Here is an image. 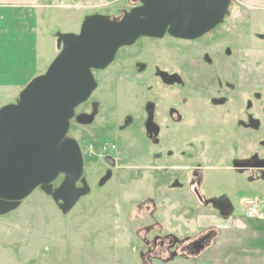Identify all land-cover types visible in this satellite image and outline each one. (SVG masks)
Wrapping results in <instances>:
<instances>
[{
	"label": "rangeland",
	"instance_id": "rangeland-1",
	"mask_svg": "<svg viewBox=\"0 0 264 264\" xmlns=\"http://www.w3.org/2000/svg\"><path fill=\"white\" fill-rule=\"evenodd\" d=\"M107 2L110 3L108 6H102L104 8L97 6L94 7L98 8L97 10L83 9L79 11L81 19L78 24L73 23L67 17V14L75 13L76 10L62 6L74 5L73 0H57V3L50 0L46 1V5H52L50 7L29 10L22 7H10L2 2L4 4H0V34L2 29L10 30L11 34L14 31L21 34L23 29V39L25 40L29 38L25 34V29L31 27L35 29V39L30 37L31 39L27 43L31 44L33 50L30 49V46H24L22 50L23 62L27 63H30L29 58L32 56V52H35L36 58L31 65L33 71L30 81H32L33 78L44 74L58 55V34L78 33L85 17L90 13L94 12L120 19L123 11H130L135 5L131 0H107ZM86 8L91 7L87 6ZM22 10L28 11L29 14L24 15ZM20 16H23V20L20 19ZM3 18L6 21L2 22ZM38 18L39 20H37ZM227 28L229 29L227 30ZM225 31H231L234 34L233 38L238 40L242 39L241 31L244 33L242 47L247 50V63L250 66L262 64L263 73L259 72L258 74L264 76V6L255 5L248 0H233L225 22L216 30L217 35L225 33ZM214 35L215 33L206 35L205 38ZM231 36L233 35L231 34ZM196 69L202 73L207 70V66L198 64ZM116 72L117 67H112L98 75L100 76L99 80L104 81V84L102 88L101 83L99 90L95 92L94 97L97 101L107 102L108 98L112 96L111 91L116 88L125 93L128 92L129 78L125 73L115 75ZM262 85L264 86V82ZM7 87L9 86L0 87V109L6 105L14 104L24 89L21 86ZM107 89H110L109 94ZM255 90L256 88L249 86L247 95L251 102L258 104L260 109L258 114L263 117L260 129L256 132L260 137L261 151H264V97H253ZM122 100L127 101V95L122 96ZM77 113L83 115V107H79ZM204 119L203 117L200 121ZM73 120L69 137L76 139L82 146L85 145L84 140L86 139V145L88 144L85 145L87 149L85 148L83 153L85 176L91 193L82 197L69 213L63 214L52 198L41 191H36L16 211L4 216L0 215V264H142L139 255L142 245L133 233L132 213L135 205L148 196L158 202L159 221L160 225L164 227V233L172 234L178 239L193 237L207 226L216 225L215 216L217 215L209 213V211L212 212L210 207L207 209L198 207V203L187 188H171L170 184L173 178L167 179L165 176H175L176 172L171 171V167L167 172L168 166L165 165L175 166V160L161 163L164 168L155 171H137L138 167H130L131 161L146 159L144 154L149 142L143 134L133 133L134 137H132L130 134L119 133L103 126L90 127L87 131H83V126L75 124ZM206 125L212 127L208 121H206ZM206 131L209 137L205 138H209L207 144L210 148L220 149L223 144L227 145V135L224 130L210 128ZM116 135L120 136L121 140H125L128 147H132L128 153H130L129 157L134 160L123 158L122 163L119 162L122 168L118 167L116 163L109 164L107 161L111 158L115 160L120 158V152L116 153L117 150L113 151L108 148L109 145L115 148L108 138L116 137ZM205 135L197 131L195 136L201 140ZM96 137L103 138L102 142L99 139L94 140ZM187 137L190 140L192 136L188 135ZM245 137L248 154L254 146V137H251L248 131H245ZM185 150L187 149L185 148ZM125 165H129L131 171H128L127 168L123 169ZM179 165L181 164L179 163ZM182 165L191 166L186 158ZM106 169L111 170L113 176L105 186L101 187L99 178ZM206 173L207 178L212 179V182L211 184L207 182L204 190L215 189L219 183L230 179L234 181L237 178L232 172H226L223 169H216L214 172L207 169ZM60 179L55 183V186L61 183ZM181 182L186 185L185 181ZM249 183L247 190H254V192L247 199L255 198L264 207V194L259 192L262 188L261 182ZM232 202L234 206L239 207V201L236 198L232 199ZM179 203L183 207L182 210H180ZM176 210L180 211L177 213ZM242 215V218L245 219L243 210ZM212 221L214 223H211ZM134 225L138 229V226ZM217 225H220L219 229H221L223 224L218 223ZM246 225L248 231L237 234L238 239L241 240L237 244L241 245L242 253L238 251L240 254H237L236 258L232 259V254L227 251V240L223 237L215 242L218 245L220 242L221 246L225 248L222 252H216L212 247L198 260L191 258L187 260L183 257L168 264H214L212 259L215 258L222 260L223 263L227 261L229 264H264V221L246 220ZM256 233L261 235L257 236ZM257 244L259 247L255 248ZM154 264L160 263L155 262Z\"/></svg>",
	"mask_w": 264,
	"mask_h": 264
},
{
	"label": "flooded vegetation",
	"instance_id": "flooded-vegetation-1",
	"mask_svg": "<svg viewBox=\"0 0 264 264\" xmlns=\"http://www.w3.org/2000/svg\"><path fill=\"white\" fill-rule=\"evenodd\" d=\"M217 29L219 26L206 34L215 33L210 38L204 35L196 40H183L166 33L162 38L143 37L132 46L121 48L111 65L104 70L94 71L97 88L80 106L83 107V120L90 123L82 125L76 118L73 120L75 124L83 126V131L103 126L132 137L133 133L143 134L149 142L144 154L146 159L131 161L130 167H138L137 171H155L164 168L161 163L175 160V166L165 165L168 166L167 172L170 167L171 171L176 172L175 176H165L167 179L173 178L171 188H187L198 207H210L212 212L209 213L217 215L216 225L207 226L193 237L178 239L164 233L159 221L158 202L150 196L144 198L135 205L132 213V221L138 226L136 229L133 224V233L142 245L139 251L142 264H168L183 257L198 260L212 247H216L215 242L222 236L224 229L228 230L225 237L227 251L232 254V259L236 258L241 252V245L237 244L241 240L237 234L248 231L246 220H250L242 218L243 200L254 192L247 190L249 182L260 181L262 188L259 192L264 194V151H261L260 137L256 132L260 129L263 117L258 114V104L251 102L247 95L248 87L251 86L256 88L253 97H264V76L258 74L263 73V65L250 66L247 63V50L242 47L245 38L242 31V39L238 40L233 38L231 31L217 35ZM198 64L206 65L207 70L201 73L196 69ZM112 67H117L115 75L126 74L131 89L128 88L127 93L114 89L111 91L112 96L102 104L94 97L100 84L102 88L104 84L98 75ZM107 91L109 94L110 89ZM125 95L127 101L122 100ZM78 110L76 117L80 115ZM203 117L205 119L200 121ZM206 121L212 127L207 126ZM210 128L224 130L227 145L223 144L220 149L210 148L207 144L209 138H205L209 137L206 130ZM197 131L206 135L198 140L195 136ZM245 131L254 137V146L248 154ZM188 135L192 136L190 140ZM96 139L102 142L103 138ZM108 139L114 144V151L117 150L116 153L120 152L121 155L118 160L111 158L107 161L122 168L119 162L122 163L123 158L131 159L128 151L132 147H128L120 136ZM84 142L86 145V139ZM185 158L191 166L182 165ZM128 166H123V169L131 171ZM207 169L211 172L223 169L232 172L237 178L234 181L225 180L215 189L204 190L206 183L212 182V179L207 178ZM107 171L109 169L100 175L99 182ZM181 181H185L186 185ZM234 198L239 201L238 208L232 202ZM218 223L223 224L221 229ZM258 247L257 244L255 248Z\"/></svg>",
	"mask_w": 264,
	"mask_h": 264
},
{
	"label": "water",
	"instance_id": "water-1",
	"mask_svg": "<svg viewBox=\"0 0 264 264\" xmlns=\"http://www.w3.org/2000/svg\"><path fill=\"white\" fill-rule=\"evenodd\" d=\"M131 1L135 5L120 19L92 14L78 33L58 34L59 53L46 72L33 78L14 104L0 109L1 216L16 211L37 189L63 214L89 195L82 148L68 134L73 119L90 123L76 117V109L97 88L94 71L107 68L121 48L143 37H203L224 23L233 0ZM112 176L107 171L99 185Z\"/></svg>",
	"mask_w": 264,
	"mask_h": 264
},
{
	"label": "crops",
	"instance_id": "crops-1",
	"mask_svg": "<svg viewBox=\"0 0 264 264\" xmlns=\"http://www.w3.org/2000/svg\"><path fill=\"white\" fill-rule=\"evenodd\" d=\"M0 1L6 3L4 4L0 2V4H4L10 7L12 6L22 7L27 10L31 8L40 9V8L52 6L51 4L46 5V1L48 2L50 0H0ZM54 1H56L57 3V0H54ZM73 1H74V5L72 6L71 5L70 6L62 5V6L65 8L76 10L75 13L67 14V17L70 18L71 21L75 24L80 23L81 14L79 11L83 9L84 10L85 9L97 10L98 8H94V7L101 6V8H104L102 6H108V4L110 3V2H107V0H73ZM248 1L255 5L264 6V0H248ZM87 6H90L91 8H86ZM22 12H24L23 13L24 15L29 14V12L26 10H22ZM92 14H95V13L93 12V13H90L89 15H92ZM31 18L33 19V17ZM3 19L4 20H2V22L6 21L5 18ZM20 19L23 20V16H20ZM37 20H39V18ZM17 32L14 31V33L11 34L10 30L2 29V32L0 34V87L9 86L7 88H10L14 86H21V88H24L27 85L26 83L30 81V77H32L33 66L31 68V65H32V62L34 61V58H36L35 52L34 51L32 52V56L29 58L30 63H27V62H23L24 56H23L22 50L24 46H27V47L30 46V49L33 50L31 48V44H27V43L32 37H34L35 39V36H34L35 29H33V27H31L30 29L28 28L25 29V34L29 36V38L25 40L23 39V34H24L23 29L21 30V34L20 32L19 33ZM18 44H19V47H18ZM20 63L22 65L21 67H20ZM17 88H20V87H17ZM227 231L228 230L224 229L222 236L220 238L226 237ZM219 244L220 245L217 244L216 247L213 248L214 251L216 252L223 251L224 247L221 246L220 242ZM212 261L214 262V264L227 263V261L223 263L222 260H218L217 258L212 259Z\"/></svg>",
	"mask_w": 264,
	"mask_h": 264
},
{
	"label": "built area",
	"instance_id": "built-area-1",
	"mask_svg": "<svg viewBox=\"0 0 264 264\" xmlns=\"http://www.w3.org/2000/svg\"><path fill=\"white\" fill-rule=\"evenodd\" d=\"M91 148H92V146H91ZM108 148H109V146H108ZM244 211H245V216L247 219L264 220V207L256 199H247L244 203Z\"/></svg>",
	"mask_w": 264,
	"mask_h": 264
}]
</instances>
